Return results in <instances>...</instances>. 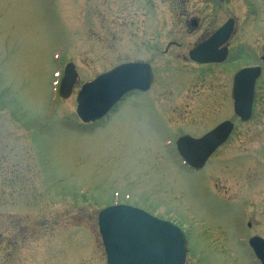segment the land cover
I'll return each instance as SVG.
<instances>
[{"label":"rangeland","instance_id":"1","mask_svg":"<svg viewBox=\"0 0 264 264\" xmlns=\"http://www.w3.org/2000/svg\"><path fill=\"white\" fill-rule=\"evenodd\" d=\"M185 1L0 0V264H106L98 214L113 204L166 218L184 214L191 230L188 264H250L248 249L235 243L241 204L231 205L245 190L255 192L262 202H246L247 220L258 232L264 218V74L253 117L237 122L206 170L182 169L163 146L236 120L229 89L235 72L264 53V0ZM184 8L189 15L217 14L214 27L230 14L238 17L234 46L242 43L244 53L219 68L185 60L202 30H187ZM170 40L182 47L165 54ZM151 55L157 79L138 102L155 104L159 121L135 102L101 126L79 124L76 96L83 83ZM68 62L79 80L61 99Z\"/></svg>","mask_w":264,"mask_h":264},{"label":"water","instance_id":"2","mask_svg":"<svg viewBox=\"0 0 264 264\" xmlns=\"http://www.w3.org/2000/svg\"><path fill=\"white\" fill-rule=\"evenodd\" d=\"M232 31L233 20H230L209 40L193 49L191 58L200 63L223 61L226 49L219 56L218 47L229 39ZM260 75L258 66L244 68L234 77V110L242 121L252 117L255 84ZM77 79L75 65L68 63L59 88L62 98L71 96ZM152 79L147 63L121 64L82 86L77 96V113L85 122L101 119L129 92L149 89ZM233 126V122L225 121L201 138H180L177 147L181 156L192 167L202 168L209 156L228 139ZM98 226L107 264L186 263L188 241L184 231L140 208L108 206L99 212ZM256 251L264 264V251Z\"/></svg>","mask_w":264,"mask_h":264},{"label":"flooded vegetation","instance_id":"3","mask_svg":"<svg viewBox=\"0 0 264 264\" xmlns=\"http://www.w3.org/2000/svg\"><path fill=\"white\" fill-rule=\"evenodd\" d=\"M164 1L167 3H170V4H174V2H175V0H164ZM212 1L222 5V4H225L226 2H229L231 0H212ZM186 2H187V0L185 1V5H186ZM173 8H175V7H173ZM184 9H185L184 12H182V18H184V23L188 28L187 30L194 31V32L202 30V32L198 36V39H197L198 41H196L192 45V47H190V49L188 50V57L184 56L185 60L187 58L188 62L196 65L199 68L200 67H206V66H213V67L219 68V67L223 66L224 63L229 62L231 60V58L235 57V55L239 56L242 53H244L242 43H241V46H240V44H237L236 47L234 46V44H235L234 39H235V36L237 35V30H238V26H239L238 17L230 14V15H228V17L225 21H223L222 23H220L219 25L214 27V24L216 23V20H217V18H216L217 14H211L210 13V14L203 15L204 12H202V16H195V15H189L188 14V8H184ZM152 14L154 16V19L157 18L158 13L156 12V10H151V16H152ZM214 20H215V23L213 22ZM230 20H233V31L231 33V36L229 37V39L224 44H222L218 47L219 56H222L224 49H226V56L223 59V61L222 62H216V63H199L197 61L192 60L191 55H190L191 51L193 49H195L198 45L209 40L221 27H223ZM157 28H159V22H157V25L155 28V33H157V35H158ZM172 47H182V44L179 43L178 41L170 40L163 52L165 54H168L171 51ZM128 62H146V63L150 64L151 69H152V73H153V79H152L151 86L149 87V89H147L145 91H138V90L137 91H131L128 94H126L122 98V100L103 119L98 120L96 122L88 123V124L79 122V124L81 123V124H83V126H89V127L101 126L102 125L101 122L105 123L114 114V112H116L118 109H120L122 107L124 108L126 105H129L130 103L134 104L135 106H137L136 103L138 104V106L140 104L147 105L148 109L150 110L148 115H149V118L151 119V121H153V122L159 121L157 114H156V112L158 113V108H156L155 104L147 103V102H138V101H142L144 96L149 94L150 92H152V90L154 88V84H155L156 79H157V68L154 64L155 55H153V57L151 55L149 59H134V60L123 61L120 63H128ZM250 66H252V67L260 66L261 67L262 71H261V76L259 77V79H260L262 77V75L264 74V53L260 56L258 63H255V64L250 65ZM246 67H248V66H246ZM239 70H241V69H238L235 72V74ZM235 74L233 75V78H232V86L229 89V96H230L229 99H230V107L232 108V110L234 112V116L236 117V120H232L229 118L223 119V120L217 122L210 129H208L205 132H203L202 134H200L199 136H194V135H191L189 133H185L181 136H178L176 139H174V138L169 139L168 142L166 144H164L163 147L168 148L169 150H173L174 154L176 155L177 160L180 163V167L182 169H186L188 171H193V172H199V173L206 170L207 167L210 165L213 157L218 152V150L223 145H225L229 141L231 136L233 135V133L236 129V126H237V122L238 121L242 122L239 119V117L235 114V111H234V100L232 97V87H233V79H234ZM259 79L257 80V83H258ZM257 83H256V87H255L253 114H254L255 105H256ZM228 120L232 121L234 124L232 132L230 133L228 139L209 156L205 165L202 168H200V169L194 168L182 158V156L180 155V152L178 151L177 143H176L179 138L186 136V135H190V136H193L195 138L203 137L204 135H206L207 133H209L210 131L215 129L217 126H219L221 123H223L224 121H228ZM169 132H170V130H169ZM172 144H174V146L172 148H169ZM213 193H214V195H216L215 192H213ZM255 195H256L255 192H253V191L249 192V190H245V192H243L241 195L237 196V200L233 203V205H231L229 203H227V204L231 205V207L233 209H234V207H236V205L241 204L240 210L238 212H237V210L235 211V214H236L235 217H238V219H237L238 220V226L236 229L237 235H236L235 243L241 244L248 249L250 256H251V260L249 261L250 264H262L261 261L259 259H257V257H256V252H257L256 250L264 251V235L261 232V228L264 224V218L261 221V225L257 229L258 232H252V228H253L254 223L252 220H247V215L251 211H250V208L246 205V202L250 201L251 199L257 200L258 203L262 202L261 199L256 197ZM217 197L220 198L219 196H217ZM220 199L222 200V198H220ZM222 203H226V201H223ZM183 216H185V215L184 214L182 216L171 215L170 218L169 217L168 218L161 217V216H158V217H160L162 219L170 220V221L176 223L182 229H184V231L186 232L187 237H188V235H191V230L187 229V225H185L186 220L184 221ZM176 217L180 218V222L175 221ZM245 220H247V221H245ZM178 222L181 224H179ZM187 264H188V262H187Z\"/></svg>","mask_w":264,"mask_h":264}]
</instances>
